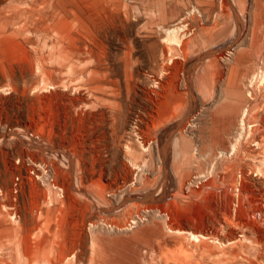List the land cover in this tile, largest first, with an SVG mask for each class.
Instances as JSON below:
<instances>
[{"label": "rangeland", "instance_id": "rangeland-1", "mask_svg": "<svg viewBox=\"0 0 264 264\" xmlns=\"http://www.w3.org/2000/svg\"><path fill=\"white\" fill-rule=\"evenodd\" d=\"M263 194L264 0H0V264H237Z\"/></svg>", "mask_w": 264, "mask_h": 264}, {"label": "bare ground", "instance_id": "bare-ground-1", "mask_svg": "<svg viewBox=\"0 0 264 264\" xmlns=\"http://www.w3.org/2000/svg\"><path fill=\"white\" fill-rule=\"evenodd\" d=\"M28 3V2H27ZM31 7V6H30ZM29 7V8H30ZM29 8H27V9H29ZM23 14V13H22ZM248 109V108H247ZM249 110V109H248ZM248 113V112H247ZM245 114H246V112H245ZM244 117V116H243ZM250 118V117H249ZM245 119V118H244ZM249 122H251V120L249 121ZM242 123H243V118H242ZM245 123V122H244ZM243 123V124H244ZM247 125V124H246ZM245 126V125H244ZM242 168H243V166H241ZM240 167V168H241ZM244 169V168H243ZM243 171V170H242ZM241 171V172H242ZM244 171H245V169H244ZM247 171V170H246ZM241 172H239V173H241ZM243 173H241V174H239V176L240 175H242ZM245 174V173H244ZM249 175V174H248ZM247 176V175H246ZM245 175H244V177H243V179H241L242 180V183H241V189H240V187H238L239 188V194H240V197H241V199H242V204H241V206H239V205H237L238 207H241V209L242 208H244V206H245V201L247 200V203H249V204H251V197H250V194H252V193H250L249 192V190H248V186H247V184L245 183V179H247L248 180V178L246 177ZM51 178V177H50ZM49 178V179H50ZM49 179H47V180H49ZM52 179H54L53 177H52ZM200 179H201V177H200ZM203 181H205V180H203ZM240 181V180H239ZM51 182H53V180H51ZM50 182V183H51ZM56 184H55V186L57 185V182L56 181H54ZM247 182V181H246ZM47 183H49L48 181H47ZM201 183V182H200ZM59 184V183H58ZM240 184V183H239ZM49 185V184H48ZM53 185V184H52ZM237 185V184H236ZM54 186V185H53ZM52 186V187H53ZM54 186V187H55ZM59 187V186H58ZM64 187V186H63ZM63 187H61V188H63ZM236 187V186H235ZM60 188V187H59ZM60 188V189H61ZM237 188V187H236ZM57 189V188H56ZM59 190V189H58ZM236 190H238V189H236ZM60 191V190H59ZM63 192V191H62ZM253 192V191H252ZM65 193V192H64ZM236 193V192H235ZM59 194V193H58ZM238 194V193H237ZM60 195V194H59ZM260 195V194H259ZM264 195V194H263ZM230 196V195H229ZM237 196V195H236ZM57 197L58 198H60L58 195H57ZM64 197V196H63ZM238 197V196H237ZM65 198V197H64ZM61 199H62V197H61ZM240 199H238V201H239ZM264 204V203H263ZM249 206V205H248ZM251 206V205H250ZM249 206V207H250ZM253 206V205H252ZM261 206V205H260ZM263 206V205H262ZM246 208V207H245ZM262 208V207H261ZM264 208V207H263ZM251 209V208H250ZM249 209V210H250ZM242 211V210H241ZM244 211H246L245 209H244ZM262 211V213H260V214H263L264 213V209H262L261 210ZM239 212V211H238ZM258 212V211H257ZM243 214L245 213V212H242ZM255 213H256V211H255ZM246 214V213H245ZM258 214V213H257ZM259 214V215H260ZM14 215H15V213H14ZM249 215V214H248ZM16 216V215H15ZM228 217V216H227ZM246 217V216H245ZM255 220V219H254ZM262 220V222H264V215H263V219H261ZM260 220V221H261ZM258 224V223H257ZM247 226L250 228V230L252 231V233L254 234V236L253 237H243V241H239V243L238 244H236V243H234L235 244V247H232L231 248V254H232V259H233V261L234 262H236L237 264H243V262H244V260L245 261H247V263L246 264H264V230L262 229V230H259V227L257 226V225H254V224H252V225H250V224H247ZM190 234H192V232L190 233ZM194 234V233H193ZM197 235V234H196ZM196 235H194V237H196ZM235 235V234H234ZM233 235V236H234ZM238 235V234H237ZM193 236V235H192ZM246 236V235H245ZM194 237H193V239H194ZM231 237V236H230ZM198 238V237H197ZM230 239V242L231 241H233V242H235V241H237V240H240V238H238V236H234V237H231V238H229ZM197 240V239H196ZM237 245V246H236ZM249 249H253L252 251H254V253H253V256H250V255H248L249 254ZM230 254V253H229ZM68 256V255H67ZM231 256V255H230ZM227 257V256H226ZM230 259V258H229ZM232 261V262H233ZM231 262V260L228 262V263H230ZM245 263V262H244Z\"/></svg>", "mask_w": 264, "mask_h": 264}]
</instances>
